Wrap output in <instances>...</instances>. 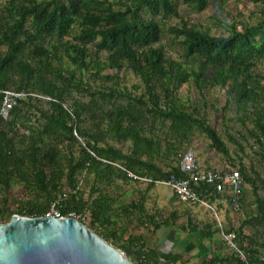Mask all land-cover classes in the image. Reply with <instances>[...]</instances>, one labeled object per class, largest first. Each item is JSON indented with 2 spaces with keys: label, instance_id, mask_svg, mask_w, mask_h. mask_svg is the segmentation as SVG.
Instances as JSON below:
<instances>
[{
  "label": "trees",
  "instance_id": "1",
  "mask_svg": "<svg viewBox=\"0 0 264 264\" xmlns=\"http://www.w3.org/2000/svg\"><path fill=\"white\" fill-rule=\"evenodd\" d=\"M226 1L0 0V105L4 91L26 94L6 120L0 117V224L13 215L44 217L54 205L137 263L186 264L181 254L165 252L158 243L150 247L142 236L125 238L118 224L133 210L141 226L158 230L166 224L158 212L145 213L143 199L123 207L103 189L116 180L139 181L127 172L150 178L148 188L180 178L179 155L195 132L229 158L227 143L207 116L178 98L183 84L195 88L203 102L213 88L223 92L222 121L226 111L233 112L230 122L246 128L240 139L257 146L264 169V75L257 73V65H264V0H251L262 6L254 25L231 23L225 34L212 36L182 15L203 13L216 3L215 13L221 14ZM177 44L181 52L174 58L168 51ZM121 71L140 80V94L119 88ZM232 166L244 183L240 211L247 205L246 185L254 201L238 228L228 219L224 230L235 232L250 264H264V173ZM90 177L85 191L80 183ZM246 227L256 235L247 238ZM205 228L181 230L204 238L219 232L211 227L207 237ZM223 262L214 256L201 264Z\"/></svg>",
  "mask_w": 264,
  "mask_h": 264
},
{
  "label": "rangeland",
  "instance_id": "2",
  "mask_svg": "<svg viewBox=\"0 0 264 264\" xmlns=\"http://www.w3.org/2000/svg\"><path fill=\"white\" fill-rule=\"evenodd\" d=\"M218 5L220 6V3L213 4L211 8L199 14L193 11L185 10L182 11V15L191 19L192 23H198L202 25L207 29L210 35L214 36L217 34H225L226 25H230L231 23L240 22L242 24L254 25L257 21L260 10L262 9V6L260 4H254L251 0H228L224 5H221L223 13L216 14L215 9L216 7H218ZM213 16L214 18H212ZM174 23H176L175 20H173L171 24ZM167 41L168 35H165V37L162 38V44L165 45ZM169 50L170 51H168V53L174 58H176V54H179L181 52L180 46L178 44L170 47ZM257 73L264 75V65H257ZM118 75L120 78V82H118V86L120 89L127 93H131L132 95L140 94L141 89L139 88L137 90V88L141 86V83L137 77H135L128 71H121ZM178 98L184 104L188 103L192 106L198 107V109H200V111H202V113L207 116V119L211 122L213 128L227 143L229 149V158L224 157L220 153H217L210 146V141L204 135L195 132L190 138L189 144L186 145L189 146L188 148L195 153L197 161L202 166L215 169H233L234 166H232V164H234L235 167L243 165L249 174H251V167H253L255 171H258L261 174L264 173L257 146L253 144L250 138H248L246 142L240 139L241 135H246V128H243L237 122H230V120L234 118V114L232 111H226L227 117L222 121L221 111L224 105V95L221 90H219L218 88H213L212 90L208 91L205 97V101L203 102L199 101L200 98L195 88L183 84L180 85L178 89ZM212 106L216 107V111H213ZM226 133L230 136H233L236 142L242 143V149H240L233 143H229L228 135ZM91 179L92 177H90L87 183L84 179H82L80 183V186L83 187L82 189L88 191L91 188ZM147 184L148 183L142 181H130L126 183L116 180L109 186L105 185L103 192H106L107 194L116 198L121 206H128V208L131 207V204H137L141 201V199H143L145 213L152 215L153 213L158 212L161 221H165V214L167 212L166 207L168 203L173 202V200L168 202L167 199L171 191L169 187L165 185L154 184L153 186H149L148 188ZM245 189V200L247 203L246 209L244 208L237 213H232L231 210H227L223 213H220V211H218L217 217L209 212L210 222H214V228L219 229L218 223H220V225L225 229L227 227L228 219H230L232 225L235 228H238L240 222L246 218V214L248 212L249 214L251 213V201H254V195L251 191V186L246 185ZM95 195L96 194H94V196ZM64 197H67V193L64 194ZM174 203H176V215L171 221L172 228L170 230H166V232L161 231V228L158 230H154V228H152L150 225L141 226L138 220V218H140V215L137 210H133L128 216L129 218H122V220H120L118 224V229L121 233H124L125 238L130 234L142 236L146 244L150 247L154 246L156 243H159V240H161L163 235L169 236V232L172 234L177 232L179 233V235L185 234L182 231L178 232V228L181 226L186 227L192 224L188 223V221H186L182 214L184 213V211H186L185 208L189 209V211L193 213H195L196 208L195 206L181 202L177 198ZM180 204H185V206H182ZM198 213L195 215H197V222L200 223L201 220H198ZM201 217L206 216L201 215ZM83 219H85V217ZM244 233L247 238H251V234L256 235V231L251 230L250 227H246L244 229ZM195 236L197 235H193V239H195ZM213 238H215V240L219 243H215V245L216 247H220L222 251V257H225L224 259H231L232 256L234 257L230 249H228V247L222 242L220 232H218V234H215ZM246 242H248V244L250 243L248 240ZM258 242L260 244L262 242L261 239H258ZM109 243L113 244L112 240H110ZM220 244H222V246ZM119 250L125 253V251H123L121 248ZM127 257L132 262H134V264H140L135 261L133 255Z\"/></svg>",
  "mask_w": 264,
  "mask_h": 264
},
{
  "label": "water",
  "instance_id": "3",
  "mask_svg": "<svg viewBox=\"0 0 264 264\" xmlns=\"http://www.w3.org/2000/svg\"><path fill=\"white\" fill-rule=\"evenodd\" d=\"M0 264H134L75 218L13 215L0 224Z\"/></svg>",
  "mask_w": 264,
  "mask_h": 264
},
{
  "label": "built area",
  "instance_id": "4",
  "mask_svg": "<svg viewBox=\"0 0 264 264\" xmlns=\"http://www.w3.org/2000/svg\"><path fill=\"white\" fill-rule=\"evenodd\" d=\"M26 96L25 93L4 91L0 105V117L6 120L10 111L17 102ZM37 96V95H32ZM45 100H51L49 97L37 96ZM71 113V109H67ZM180 178L171 176L167 181H154V184H161L169 187L171 193L181 202L189 205H200L208 209L217 217V211L213 206V202L224 199L228 208L232 212H238L241 209V197L243 188V179L236 169L218 170L202 166L196 159L195 153L188 149L179 155L177 164ZM129 177L145 183H151L150 178H139L130 172ZM219 196L212 200L214 195ZM216 196V197H217ZM226 196V198H225ZM45 216H53L55 218H75L76 215L69 214L64 217L53 206L48 210ZM219 232L222 242L230 249L234 257L242 264H250V257L236 242L235 232H226L218 223Z\"/></svg>",
  "mask_w": 264,
  "mask_h": 264
},
{
  "label": "crops",
  "instance_id": "5",
  "mask_svg": "<svg viewBox=\"0 0 264 264\" xmlns=\"http://www.w3.org/2000/svg\"><path fill=\"white\" fill-rule=\"evenodd\" d=\"M167 199H168V202L171 200H173V202L168 203L166 207L167 212L165 214L166 217L164 221L166 226L161 228L162 229L161 231H164V232L172 228L171 221L174 219V216L176 215V211H175L176 203H174L176 201V197L172 193H170ZM180 205L185 206V204H180ZM194 206L196 208L195 213L185 208L186 211H184L182 216L186 219V221H188V223L195 225L199 227L200 229L205 228V227H207V229L209 228L208 229L209 231L206 232V236L210 237L212 228L213 230L215 229L214 222L213 221L210 222V216H209L210 211L200 205H194ZM213 206L215 207L216 211L217 212L220 211V213L230 210L224 199H221V200L219 199L217 201H214ZM197 213L199 214L198 220H201L200 223L197 222V215H195ZM201 215H205L206 217H201ZM189 226H186V227H189ZM181 227H184V226H181ZM181 227L178 228V232L182 231ZM193 235H197V234H188L189 236L188 237L187 233L179 235V233L177 232H175L174 234L169 232V236L168 235L162 236L161 240H159L158 245L165 252L181 254L183 256V260H188L186 264H201L203 259H209L214 256H217L220 259L223 258L224 260L223 264H234V262L231 259H224L225 257H222V251L220 247H216L215 245V243L219 244L215 240V238L213 237L204 238L203 236L197 235L195 236V239H193ZM220 245L222 246V244Z\"/></svg>",
  "mask_w": 264,
  "mask_h": 264
}]
</instances>
